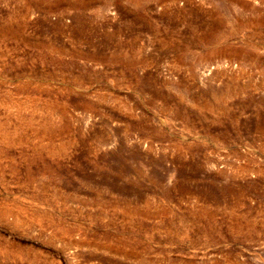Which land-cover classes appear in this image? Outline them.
<instances>
[{"label":"rangeland","instance_id":"obj_1","mask_svg":"<svg viewBox=\"0 0 264 264\" xmlns=\"http://www.w3.org/2000/svg\"><path fill=\"white\" fill-rule=\"evenodd\" d=\"M0 264H264V0H0Z\"/></svg>","mask_w":264,"mask_h":264}]
</instances>
